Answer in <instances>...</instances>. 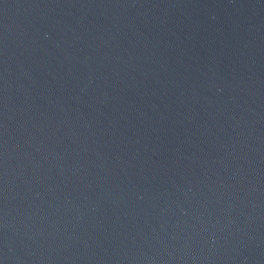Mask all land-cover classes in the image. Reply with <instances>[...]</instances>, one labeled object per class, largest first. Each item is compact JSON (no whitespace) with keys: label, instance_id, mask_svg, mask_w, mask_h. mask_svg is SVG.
Here are the masks:
<instances>
[{"label":"water","instance_id":"1","mask_svg":"<svg viewBox=\"0 0 264 264\" xmlns=\"http://www.w3.org/2000/svg\"><path fill=\"white\" fill-rule=\"evenodd\" d=\"M0 264H264V0H0Z\"/></svg>","mask_w":264,"mask_h":264}]
</instances>
